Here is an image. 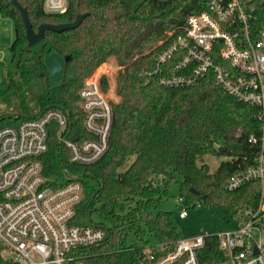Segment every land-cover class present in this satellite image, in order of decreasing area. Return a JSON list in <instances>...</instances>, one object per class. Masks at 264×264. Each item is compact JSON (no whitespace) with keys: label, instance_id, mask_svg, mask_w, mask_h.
<instances>
[{"label":"trees","instance_id":"1","mask_svg":"<svg viewBox=\"0 0 264 264\" xmlns=\"http://www.w3.org/2000/svg\"><path fill=\"white\" fill-rule=\"evenodd\" d=\"M16 1L25 8L35 32L40 24L69 23L77 14L88 15L72 30L45 31L41 42L28 47L20 12L10 0H0V15L13 24L9 52L17 57L21 83H43L33 108L21 99L17 112H0V129L57 110L68 115V138L88 139L78 106L82 82L109 57L122 67L116 78L119 100L112 106L103 155L89 165L71 162L57 125L51 123L47 149L39 158L48 186L80 182L83 197L73 222L105 232L98 245L81 251L85 264H141L148 249L156 256L169 253L180 236L170 213L159 207L173 184L187 208L215 206L240 220L245 211L258 207L259 181L233 191L226 183L252 164L257 147L249 137L260 134V108L237 101L210 78L191 87H168L160 85V74L154 73L167 33L179 32L188 16L206 8L207 0H66L63 13H46L45 0ZM52 52L71 57L56 86L50 84L43 61ZM10 89L2 81L0 96ZM206 156L226 160L209 172ZM131 231L135 236L149 234L155 243L127 245ZM159 244L164 248L157 253L154 248ZM196 257L198 264L222 263L215 235L204 237ZM0 264L8 263L0 258Z\"/></svg>","mask_w":264,"mask_h":264},{"label":"built area","instance_id":"2","mask_svg":"<svg viewBox=\"0 0 264 264\" xmlns=\"http://www.w3.org/2000/svg\"><path fill=\"white\" fill-rule=\"evenodd\" d=\"M65 10L66 0L44 1L46 13ZM167 37L155 59L160 85L191 87L210 78L237 101L260 108V134L249 137L257 147L252 164L226 183L233 191L259 181L260 203L245 211L235 228L215 236L221 264H264V0H207L203 11L188 16L182 29ZM121 69L109 57L82 82L78 106L88 139L68 138V115L57 110L0 129V240L17 255L12 264H85L81 251L104 239L101 228L73 222L83 197L80 182L48 186L39 158L47 149L51 123L57 125L71 162L89 165L103 155L117 102L116 87L109 86L108 77H117ZM178 202L183 204V199ZM186 215L181 210L178 217ZM204 237L179 238L164 255L148 249L141 264H198L196 252ZM163 248L159 244L154 250Z\"/></svg>","mask_w":264,"mask_h":264},{"label":"rangeland","instance_id":"3","mask_svg":"<svg viewBox=\"0 0 264 264\" xmlns=\"http://www.w3.org/2000/svg\"><path fill=\"white\" fill-rule=\"evenodd\" d=\"M141 1V0H139ZM14 36L13 24L9 18L0 15V83L6 80L11 87L10 90L4 91L0 96V112L3 114L15 113L19 110V102L25 100L28 105L33 108L36 105L37 96L41 93L43 83L35 82L31 85H23L16 71V58H12L9 52V46ZM118 76V75H117ZM116 75L108 77L110 87H116ZM116 91V90H115ZM116 96V95H115ZM119 98L117 96V102ZM225 158L206 156L204 163L207 164L209 172H214L219 163ZM179 190L176 184L170 187L169 195L166 197L160 207V211L170 213L172 225L177 229L181 238H187L197 235H215L216 233L228 229L235 228L241 221L239 219L230 218L215 206H199L195 208H187L178 202ZM181 210L186 211V217L180 219L178 217ZM150 244L155 243L149 234H139L135 236L131 231V235L127 239V245L140 246L144 241ZM0 258L9 264V261L17 262V255L9 250L0 240Z\"/></svg>","mask_w":264,"mask_h":264},{"label":"water","instance_id":"4","mask_svg":"<svg viewBox=\"0 0 264 264\" xmlns=\"http://www.w3.org/2000/svg\"><path fill=\"white\" fill-rule=\"evenodd\" d=\"M12 4L18 9L21 14L24 27H25V38L27 42V46L31 47L43 40V35L45 31H51L56 33H61L63 31L72 30L80 25L83 19L88 15V13L77 14L75 19L69 23H62V24H40L37 27V31H33L32 25L28 19L27 12L25 8L21 7L16 0H10ZM71 59L69 55L61 56L56 52H52L50 54H46L43 57V61L45 67L47 69L50 84L52 86H56L61 77L63 72V66L66 62Z\"/></svg>","mask_w":264,"mask_h":264},{"label":"crops","instance_id":"5","mask_svg":"<svg viewBox=\"0 0 264 264\" xmlns=\"http://www.w3.org/2000/svg\"><path fill=\"white\" fill-rule=\"evenodd\" d=\"M181 238V237H180Z\"/></svg>","mask_w":264,"mask_h":264}]
</instances>
